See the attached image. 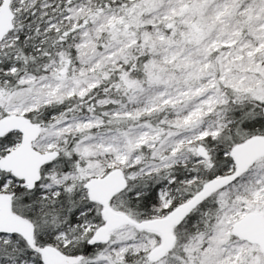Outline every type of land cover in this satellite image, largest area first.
Masks as SVG:
<instances>
[{
  "label": "snow or ice",
  "instance_id": "6c2138e0",
  "mask_svg": "<svg viewBox=\"0 0 264 264\" xmlns=\"http://www.w3.org/2000/svg\"><path fill=\"white\" fill-rule=\"evenodd\" d=\"M0 264H264V0H0Z\"/></svg>",
  "mask_w": 264,
  "mask_h": 264
}]
</instances>
